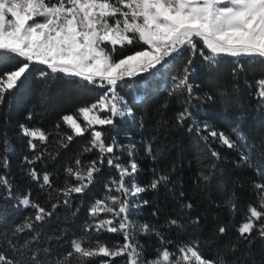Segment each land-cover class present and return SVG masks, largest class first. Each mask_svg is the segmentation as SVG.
I'll list each match as a JSON object with an SVG mask.
<instances>
[{
    "label": "trees",
    "instance_id": "obj_1",
    "mask_svg": "<svg viewBox=\"0 0 264 264\" xmlns=\"http://www.w3.org/2000/svg\"><path fill=\"white\" fill-rule=\"evenodd\" d=\"M141 49H147V45L134 42L123 49L117 47L113 58ZM189 59L191 65L187 64ZM18 63V58L5 54L0 59V74L13 70ZM185 67L191 73V96L186 91L173 92L174 77L182 75ZM42 72L48 75H41ZM259 79H264V65L250 58L221 56L210 65L198 53L192 55L185 48L169 57L159 71L125 77L118 85L117 93L133 115L117 116L114 127H101L105 142H116L115 155L120 163L127 166L134 160L138 164L135 177L138 184H149L154 171L169 176L167 186L146 191L139 197H128L130 222L154 227L150 234L137 227L134 235L146 260L156 258L158 250L164 247L175 252L177 246L195 242L208 259L219 254L229 264H264V239L259 237L250 246L240 243L234 252L226 254L228 246L238 242L237 228L244 221L248 206L259 205L254 184L264 183L257 173V165L264 161L261 155L264 102L257 98ZM106 91L77 77L51 73L45 65L33 64L27 78L0 105V176L11 184V194L0 185V248L5 253H15L19 258L23 252L24 258L34 256L38 264H58L71 251L73 240L86 235L96 237L94 231L85 232L95 219L111 218L108 213L94 218L92 209L108 195L122 196L109 192L110 187H116L112 181L118 179L114 167L106 163L98 165L100 171L83 194L63 197L57 191L75 183L66 170L76 167V159L87 165L98 157L95 149L84 151L91 139L87 132L74 136L71 142L65 140L72 131L62 118L97 103ZM185 107L193 118L179 123L177 116ZM21 125L44 130L49 134V143L40 145L39 141H33L38 145L34 152L28 143L30 138L22 134ZM205 125L209 131L224 132L232 139H236L232 129L237 127L244 138L237 144L245 147L229 149L211 137L206 140ZM41 148L47 149L42 159L29 164L25 158L33 159ZM213 151L219 153V159L211 155ZM240 153L248 154L253 163H242ZM32 168L41 175L48 173L52 187H41L40 182L32 180L28 175ZM209 172L210 179L204 181L201 173ZM180 192L184 195L180 196ZM29 194L33 202L47 209L51 210L53 204L57 206L33 230L13 234L17 226L33 215L32 208L20 204V199ZM65 199L69 201L67 204L63 203ZM230 201L237 205L235 213L229 210ZM184 203L193 207L181 214ZM168 219H178L181 226H168ZM197 219L199 222L195 223ZM218 224L226 226L225 234L218 233ZM99 236L109 246L124 243L120 233L102 232ZM104 259L107 258L97 257L89 264ZM112 264H124V258L118 257Z\"/></svg>",
    "mask_w": 264,
    "mask_h": 264
},
{
    "label": "snow or ice",
    "instance_id": "obj_2",
    "mask_svg": "<svg viewBox=\"0 0 264 264\" xmlns=\"http://www.w3.org/2000/svg\"><path fill=\"white\" fill-rule=\"evenodd\" d=\"M134 42H142L147 49L122 54L119 59L113 58L117 46L123 49ZM198 43L202 47L198 48ZM185 48L190 49L192 55L198 53L210 65L221 56L247 57L264 65V0H0V59L8 54L19 60L13 70L0 74V105L27 78L33 64L46 65L51 73L77 77L107 90L97 103L79 109L76 115L62 118L72 131V135H66L65 140L71 142L74 136H84L87 132L91 139L84 151L95 149L98 157L87 165L76 159V167L66 170L75 183L57 191L63 197L83 194L100 171L98 165L106 163L118 172V179L112 181L116 187H110L109 192L122 193V196L108 195L96 202L92 216L96 218L101 213H108L111 218L95 219L85 232L94 231L96 237L86 235L73 240L71 251L58 264H89L97 257L107 259L96 261V264H112L118 257L124 258V264H229L219 254L215 259L204 257L195 242L179 245L175 252L164 247L158 250L156 258H144L143 249L134 239L135 231L139 227V231L150 234L154 227L147 223L137 226L130 222L128 197H139L146 191L167 186L169 176L154 171V178L149 184H138L135 179L138 164L134 160L127 166L120 163L119 156L115 155L118 148L116 142L106 143L104 133L96 128L97 125L114 127L115 117L133 115L117 93V87L125 77L159 71L169 57ZM191 63L189 59L187 64ZM41 75L48 73L42 72ZM190 75L189 68L185 67L182 75L174 77L173 92L186 91L191 96ZM257 98L264 102V79L257 81ZM211 99L209 96L208 100ZM101 112L109 115L102 117ZM192 118V113L185 107L178 114L177 121L183 123ZM21 130L24 136L30 138L28 143L34 152L38 145L33 141H39L40 145L49 143V134L42 129L21 125ZM205 131H208L206 140L211 137L229 149L245 147V144H237L238 140L244 139L237 127L232 129L236 139L224 132L209 131L207 125ZM45 151L47 149L41 148L33 159H25L34 164L42 159ZM148 152L151 153V146ZM129 155H132L131 151ZM211 155L220 158L215 151ZM261 155L264 156V152ZM240 160L242 163H253L246 153H240ZM257 173L264 179V161L257 165ZM210 174L201 173V178L208 181ZM28 175L40 182L41 187H52L48 173L41 175L32 168ZM0 185L11 194V184L6 177L0 176ZM254 188L259 205L248 206L247 215L237 228L238 242L230 244L226 254L234 252L240 243L250 246L255 238L264 239V183H255ZM68 202L67 199L63 201L65 204ZM20 204L32 208L34 212L14 229L13 234L33 230L36 223L44 222L57 206L53 204L51 210L47 209L33 202L30 194L20 199ZM133 204L139 206L136 201ZM192 207L191 203H184L181 214ZM236 208V203L230 201V212L235 213ZM167 224L181 226L178 219H168ZM226 231L224 224H218L219 234L223 235ZM102 232L120 233L124 243L109 246L101 241L99 234ZM24 257L23 252L18 258L15 253H5L0 248V264H38L34 256L31 259Z\"/></svg>",
    "mask_w": 264,
    "mask_h": 264
},
{
    "label": "rangeland",
    "instance_id": "obj_3",
    "mask_svg": "<svg viewBox=\"0 0 264 264\" xmlns=\"http://www.w3.org/2000/svg\"><path fill=\"white\" fill-rule=\"evenodd\" d=\"M37 19H42V18H37ZM117 47H119V46H117ZM100 115L103 117V116H107L109 114L107 112H101ZM96 128H97V130H99L101 128V126L97 125Z\"/></svg>",
    "mask_w": 264,
    "mask_h": 264
}]
</instances>
